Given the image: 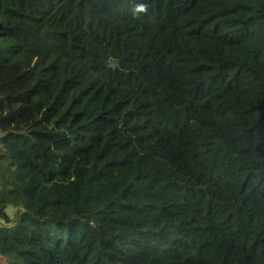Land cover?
<instances>
[{"label": "trees", "instance_id": "1", "mask_svg": "<svg viewBox=\"0 0 264 264\" xmlns=\"http://www.w3.org/2000/svg\"><path fill=\"white\" fill-rule=\"evenodd\" d=\"M0 218L5 264H264V0H0Z\"/></svg>", "mask_w": 264, "mask_h": 264}, {"label": "rangeland", "instance_id": "2", "mask_svg": "<svg viewBox=\"0 0 264 264\" xmlns=\"http://www.w3.org/2000/svg\"><path fill=\"white\" fill-rule=\"evenodd\" d=\"M17 211V208L16 207H12V206H9L7 208V212L11 215V216H14L15 212ZM4 224L3 220L0 218V226ZM0 264H5V262L3 261H0Z\"/></svg>", "mask_w": 264, "mask_h": 264}, {"label": "clouds", "instance_id": "3", "mask_svg": "<svg viewBox=\"0 0 264 264\" xmlns=\"http://www.w3.org/2000/svg\"><path fill=\"white\" fill-rule=\"evenodd\" d=\"M143 9H144V6L143 5H139L138 6V10H141L142 11Z\"/></svg>", "mask_w": 264, "mask_h": 264}]
</instances>
